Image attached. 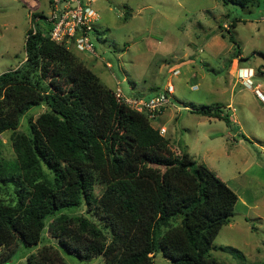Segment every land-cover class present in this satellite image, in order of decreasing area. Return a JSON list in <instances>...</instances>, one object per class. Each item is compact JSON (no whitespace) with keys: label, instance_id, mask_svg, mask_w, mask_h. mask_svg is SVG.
<instances>
[{"label":"trees","instance_id":"obj_1","mask_svg":"<svg viewBox=\"0 0 264 264\" xmlns=\"http://www.w3.org/2000/svg\"><path fill=\"white\" fill-rule=\"evenodd\" d=\"M221 1L253 7L264 0ZM43 19V11L32 13L26 59L0 74V135L13 130L15 150L14 157L0 152V248L21 241L37 247L26 264H68L44 242L48 228L67 253L102 256L99 264H154L159 250L173 264H229L210 250L231 221L236 191L188 150L176 152L146 112L125 103L74 50L53 41L52 25ZM36 105L47 110L29 119V133L18 131ZM222 106L193 111L231 125ZM97 182L105 185L100 195ZM83 205L87 215L75 212Z\"/></svg>","mask_w":264,"mask_h":264},{"label":"rangeland","instance_id":"obj_2","mask_svg":"<svg viewBox=\"0 0 264 264\" xmlns=\"http://www.w3.org/2000/svg\"><path fill=\"white\" fill-rule=\"evenodd\" d=\"M50 6V0H0V74L26 57L32 13H49ZM91 7L99 14L95 25L102 33V38L94 37L98 56L93 69L103 82L120 87L125 97H153L172 86L170 102L153 125L165 122L174 150H188L206 162L239 196L210 255L229 264L264 261V1L242 7L221 0H101ZM226 29L232 30L242 57ZM230 101L235 111L227 107ZM216 103L223 105L224 114H235L240 133L224 119L193 111ZM45 110L46 105L33 106L17 130L29 133V119ZM12 133L0 135V152L7 157L15 156ZM104 187L97 182L96 194ZM75 212L87 215L86 205ZM44 242L53 243L68 264L103 261L102 256L82 259L67 253L48 228ZM36 250L19 241L0 248V259L10 256L15 258L10 264H26V256ZM153 260L173 264L161 250Z\"/></svg>","mask_w":264,"mask_h":264},{"label":"built area","instance_id":"obj_3","mask_svg":"<svg viewBox=\"0 0 264 264\" xmlns=\"http://www.w3.org/2000/svg\"><path fill=\"white\" fill-rule=\"evenodd\" d=\"M97 0H50V12L45 13L47 23L52 25L50 37L57 43H63L67 48L87 52L97 57V48L94 37L97 27L95 21L99 14L91 7ZM37 20H42L37 17ZM110 66V64H108ZM252 81L247 79V85L251 86ZM171 89L165 90L153 97H125L120 88L116 89L117 96L125 103L138 111L146 112L148 117L154 121L170 102ZM264 98V96L262 95ZM160 133L164 135L167 128L159 127Z\"/></svg>","mask_w":264,"mask_h":264},{"label":"crops","instance_id":"obj_4","mask_svg":"<svg viewBox=\"0 0 264 264\" xmlns=\"http://www.w3.org/2000/svg\"><path fill=\"white\" fill-rule=\"evenodd\" d=\"M98 1H101V0H97V1H95L94 3H97ZM102 33H101V30H99L98 28H97V32H96V38H98V39H100V38H102ZM81 54V53H80ZM81 57V56H80ZM239 57H242L241 56V54L239 55ZM81 58H83L85 61L87 60V59H89V63L91 64V68L93 69V68H96V64H95V62H94V60H95V57H93V56H91L90 55V57L89 56H85V55H83ZM26 59V57L21 61V62H23L24 60ZM250 69V68H249ZM94 70V69H93ZM95 71V70H94ZM250 71V70H249ZM96 72V71H95ZM252 71H250V73H251ZM97 73V72H96ZM98 74V73H97ZM251 74H253V73H251ZM99 75V74H98ZM100 76V78H101V75H99ZM102 79V78H101ZM102 81H103V79H102ZM110 87V86H109ZM171 88H172V86H170ZM112 88V87H111ZM118 88H120V87H118ZM114 89V88H113ZM117 89V88H116ZM116 89H114V90H116ZM121 89V88H120ZM173 89V88H172ZM122 91V90H121ZM123 93V92H122ZM139 96H141V94H138ZM227 107H229L232 111H235V107H234V105L232 104V102L230 101L228 104H227ZM163 112L164 111H162V113L160 114V116H162L163 115ZM203 116H205V115H203ZM206 117H208L209 119H216L215 117H209V116H206ZM230 118H231V121H232V124H231V129H233V130H235L236 132H238V133H240L239 132V126H238V124L236 123V116H235V114L232 112L231 113V115H230ZM218 119H220V118H218ZM162 123V122H161ZM161 126H164V127H166V123L164 122V123H162V124H160V126L159 127H161ZM165 135V134H164Z\"/></svg>","mask_w":264,"mask_h":264},{"label":"bare ground","instance_id":"obj_5","mask_svg":"<svg viewBox=\"0 0 264 264\" xmlns=\"http://www.w3.org/2000/svg\"><path fill=\"white\" fill-rule=\"evenodd\" d=\"M251 74V73H250Z\"/></svg>","mask_w":264,"mask_h":264}]
</instances>
